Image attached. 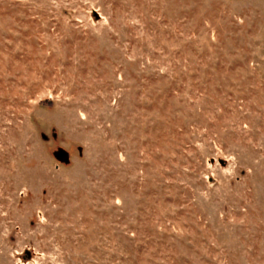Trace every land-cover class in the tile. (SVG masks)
Returning <instances> with one entry per match:
<instances>
[{"label":"rangeland","instance_id":"obj_1","mask_svg":"<svg viewBox=\"0 0 264 264\" xmlns=\"http://www.w3.org/2000/svg\"><path fill=\"white\" fill-rule=\"evenodd\" d=\"M0 264H264V0H0Z\"/></svg>","mask_w":264,"mask_h":264}]
</instances>
